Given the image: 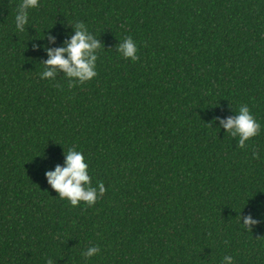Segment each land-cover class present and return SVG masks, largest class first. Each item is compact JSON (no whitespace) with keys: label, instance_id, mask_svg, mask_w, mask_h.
<instances>
[{"label":"trees","instance_id":"trees-1","mask_svg":"<svg viewBox=\"0 0 264 264\" xmlns=\"http://www.w3.org/2000/svg\"><path fill=\"white\" fill-rule=\"evenodd\" d=\"M19 2L0 0V264H264V0H39L23 32ZM76 22L96 76L41 79ZM241 104L244 148L221 124ZM69 148L105 186L92 206L47 182Z\"/></svg>","mask_w":264,"mask_h":264},{"label":"clouds","instance_id":"clouds-1","mask_svg":"<svg viewBox=\"0 0 264 264\" xmlns=\"http://www.w3.org/2000/svg\"><path fill=\"white\" fill-rule=\"evenodd\" d=\"M38 4L39 0H20L14 15L17 31H25V26L29 23L28 10L36 8ZM72 25L74 33L65 42L64 47L46 49L48 59L43 62V70L39 73L41 79H55L59 72H63L71 86L74 82L83 83L96 76L97 50L101 44L82 22ZM116 52L126 60L135 61L138 58L137 45L131 36L120 40ZM236 112L235 117L222 119L221 124L227 134L238 138L237 147L244 148L246 141L259 134L261 125L247 104L239 105ZM253 157H258V153L254 151ZM88 169L84 154L69 148L65 151L64 165H56L54 170L46 171L45 176L51 188L58 193V197L67 200L71 206L75 207L81 202L92 206L104 194L105 186L100 181H97L95 187L92 186ZM256 223L251 215H247L243 216L241 225L250 228ZM99 252V246L91 245L81 255L87 260ZM47 264H52V261L49 260ZM221 264H233V257L223 256Z\"/></svg>","mask_w":264,"mask_h":264}]
</instances>
